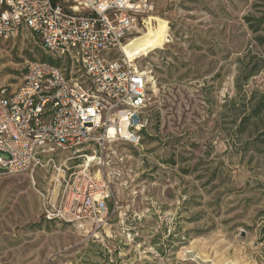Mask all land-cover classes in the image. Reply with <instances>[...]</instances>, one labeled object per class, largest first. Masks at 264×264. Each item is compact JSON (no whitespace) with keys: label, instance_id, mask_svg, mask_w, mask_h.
Masks as SVG:
<instances>
[{"label":"rangeland","instance_id":"374dc122","mask_svg":"<svg viewBox=\"0 0 264 264\" xmlns=\"http://www.w3.org/2000/svg\"><path fill=\"white\" fill-rule=\"evenodd\" d=\"M151 3L125 44L149 82L142 142H108L90 168L111 182L105 226L43 214L41 193L54 199L62 170L82 169L97 148L87 143L64 153L59 171L0 176V264H264V144L247 148L232 121L241 99L264 93V44L245 20L264 0ZM41 56L26 30L0 40V88L15 89ZM249 56L262 66L237 83Z\"/></svg>","mask_w":264,"mask_h":264},{"label":"built area","instance_id":"2783aa9c","mask_svg":"<svg viewBox=\"0 0 264 264\" xmlns=\"http://www.w3.org/2000/svg\"><path fill=\"white\" fill-rule=\"evenodd\" d=\"M151 7V0H0V40L26 30L50 60L28 62L15 89L0 88V176L59 171L64 153L97 144L82 169L53 180L54 199L41 193L48 220L88 219L94 232L107 222L111 182L90 168L103 165L108 142H142L147 72L122 47L145 29Z\"/></svg>","mask_w":264,"mask_h":264},{"label":"trees","instance_id":"16d2710c","mask_svg":"<svg viewBox=\"0 0 264 264\" xmlns=\"http://www.w3.org/2000/svg\"><path fill=\"white\" fill-rule=\"evenodd\" d=\"M245 20L253 33L255 43L263 45L264 11L258 16H245ZM48 60L45 56H41L40 58V61ZM262 61V59L254 60L253 56H249V60L239 68L240 74L236 79L237 83L239 78L246 79L255 75L262 66ZM237 87L240 88V85L237 84ZM233 110H235L234 113L237 116L232 121L234 122L236 118L238 119L235 134L246 136L244 145L248 148L250 144H264V93L253 91L246 100L241 99L240 103L238 102V105Z\"/></svg>","mask_w":264,"mask_h":264},{"label":"bare ground","instance_id":"6f19581e","mask_svg":"<svg viewBox=\"0 0 264 264\" xmlns=\"http://www.w3.org/2000/svg\"><path fill=\"white\" fill-rule=\"evenodd\" d=\"M122 50L124 52V54H126V56L130 59H133L128 53H127V50L125 49V45H123L122 47ZM153 87V86H152ZM93 158L92 157H89V160H92ZM212 264H222V263H219V262H213Z\"/></svg>","mask_w":264,"mask_h":264}]
</instances>
